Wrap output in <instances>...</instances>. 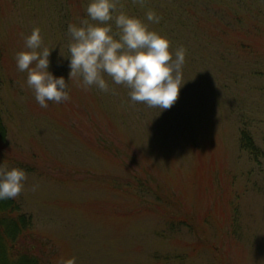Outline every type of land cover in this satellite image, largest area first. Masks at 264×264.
Segmentation results:
<instances>
[{
  "label": "rangeland",
  "instance_id": "1",
  "mask_svg": "<svg viewBox=\"0 0 264 264\" xmlns=\"http://www.w3.org/2000/svg\"><path fill=\"white\" fill-rule=\"evenodd\" d=\"M29 2L13 12L0 0V163L28 176L15 198L30 221L28 254L38 264H264V46L227 48L208 22L184 23L177 38L149 27L170 41L173 59L186 49L171 108L133 103L105 77L109 92L73 80L69 101L45 109L15 54L39 28L53 49L49 70L67 82L68 43L61 13ZM235 2L215 0L213 12L228 17ZM237 2L236 12L264 22V0ZM243 126L257 161L240 146Z\"/></svg>",
  "mask_w": 264,
  "mask_h": 264
},
{
  "label": "clouds",
  "instance_id": "2",
  "mask_svg": "<svg viewBox=\"0 0 264 264\" xmlns=\"http://www.w3.org/2000/svg\"><path fill=\"white\" fill-rule=\"evenodd\" d=\"M119 0H88L84 18L69 24L67 31L69 79L55 76L50 69L53 49L44 46L39 28H33L25 37L27 50L15 54L16 67L27 72V86L34 92L41 108L49 102L60 104L69 101V82L76 80L87 91L92 87L109 92L111 83L128 89L133 103L149 108L167 110L176 102L181 86L186 49L169 51L170 41L137 16L128 14ZM144 7L146 0H132ZM145 18L160 23L154 11H146ZM115 29V30H114ZM159 111V112H160ZM27 173L22 168H8L0 163V200L15 199L25 189ZM38 185L32 186L36 191ZM61 264H75V257L62 260Z\"/></svg>",
  "mask_w": 264,
  "mask_h": 264
},
{
  "label": "trees",
  "instance_id": "3",
  "mask_svg": "<svg viewBox=\"0 0 264 264\" xmlns=\"http://www.w3.org/2000/svg\"><path fill=\"white\" fill-rule=\"evenodd\" d=\"M228 1L233 2V0ZM24 2L30 3L29 0H19L17 6ZM159 2L160 4L164 2L166 13L163 16L166 17L160 16L158 12V16L161 17L160 23L148 22L145 20L146 11L152 9L155 11ZM214 2L215 0H146L145 6L140 7L132 0H119L118 8L122 7L128 14L146 21L149 27H154L159 33L170 34L169 38H177V31L183 32L181 28L185 27L184 23L193 26V21L196 24L208 22L210 23L209 29L214 33L213 41L219 43L223 41L228 44L227 48L235 47L237 51L244 54H257L258 45L259 48L264 46V22L254 18L252 12L247 13L246 17L242 12H236L234 6L237 0L231 5L233 9L228 17H224L219 12H213ZM239 3L241 2L239 1ZM38 5L43 6V9H49V11L56 9L61 13L59 17L55 18L59 19L57 23L59 28L65 30V39L68 43L71 39L67 31L68 25L76 24L79 19L84 18L88 0H38ZM17 6L15 0H9L8 7L12 8L13 12H16ZM198 7H201L204 12L200 13ZM4 8L6 9L7 6ZM4 8L1 7V9ZM171 8L174 9L170 10ZM158 9L160 10V8ZM169 21L171 26L168 25ZM196 27L203 28L200 24H197ZM205 29L206 32L209 30ZM3 42L0 41V68L6 54ZM1 123L0 117V131ZM244 128L245 126L241 128L239 134L240 146L246 152L248 151L253 162L257 161V148L253 136H250L249 131ZM17 208L15 199L0 200V264H38V261L28 254L29 248L24 246L23 237L29 232L30 221L25 216L18 214Z\"/></svg>",
  "mask_w": 264,
  "mask_h": 264
}]
</instances>
